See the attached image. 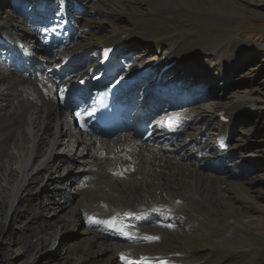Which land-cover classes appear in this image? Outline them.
<instances>
[{"label":"bare ground","instance_id":"obj_1","mask_svg":"<svg viewBox=\"0 0 264 264\" xmlns=\"http://www.w3.org/2000/svg\"><path fill=\"white\" fill-rule=\"evenodd\" d=\"M100 2L108 9L111 23L113 17L120 19L123 13L115 5ZM134 2L144 3L145 12H130L127 27L112 26L107 40L97 39L99 25L75 29L69 21L72 11L79 10L78 0H12L11 9L21 8L20 13L15 11L20 23L14 24L9 12L0 17V251L7 252L0 255V264L14 260L19 264H239L247 259L239 246L227 244L232 239L247 243L249 233L238 225L244 212L239 204L240 214L228 212L225 217L221 206L233 208L238 200L229 194L231 182L249 197L250 188L239 181L241 162L234 167L232 152L223 154V140L251 107L238 112L231 109L222 117L228 123L222 124L215 147L188 137L187 131L200 119L184 116L182 106L162 104V97L155 107L146 104L144 120L153 130L147 141L128 123L123 134L105 136L87 121L91 95L85 94L83 84L100 73V63L107 56L117 66L129 68L126 58L132 51L143 47L157 55L154 65L139 69L145 76L136 72V76L121 75L115 80L118 93L128 97L123 104L128 107L133 91L156 68L155 81L163 69V76L179 66L178 73L185 68L197 71L190 75L192 85L206 77L201 63L206 55L216 58L213 75L224 74L222 69L230 65L226 57L238 41L226 26L200 39L174 16L178 4L195 3L224 21L215 7L203 0ZM43 6L52 11L35 18L31 29L44 44L28 60L19 48L24 39L17 31L26 28L22 13L28 10L37 16ZM122 40L128 48L118 51ZM3 60L7 68H2ZM17 60L20 64H13ZM70 63L72 67L62 71ZM132 77L134 86L122 91ZM80 82L82 86L77 87ZM144 87L141 96L148 86ZM153 88L147 96L158 95L162 86ZM69 92L83 95L84 131L73 129L71 106L62 100ZM166 92L182 95L183 91L170 86ZM140 99L133 102L138 104ZM158 109L163 112L154 118ZM167 128L186 138L177 141ZM64 187L73 189L76 198ZM86 233L92 237L73 239V234ZM185 233L195 238L187 240ZM207 240L222 244L207 247ZM51 251L59 255L49 261Z\"/></svg>","mask_w":264,"mask_h":264},{"label":"rangeland","instance_id":"obj_2","mask_svg":"<svg viewBox=\"0 0 264 264\" xmlns=\"http://www.w3.org/2000/svg\"><path fill=\"white\" fill-rule=\"evenodd\" d=\"M11 1L12 0H0V17H4L5 12H9V15H11L15 21H13V23L17 24L20 23V21L17 20L16 13H20L21 8L16 7V9H11ZM78 1L80 4L79 10L72 11V14L69 15V21L73 23L75 29H82L90 24L99 25L101 28L95 34L99 40L109 39L112 26L118 28L127 27L130 12V14H139L144 13L146 9L144 3H135L134 0H108L116 6L118 12L123 13L120 19L113 17V22H115L111 23L112 17L107 13L108 9H104V7L101 6V0ZM203 2L205 5L209 4L215 7L220 12L221 16H224V21H220L221 19L213 17L207 10L205 11V9L199 7V4L195 3L192 5L178 4V9L174 16L178 17L179 23L184 25L189 31L197 33L200 39H203L207 33L217 30L222 26H226L233 38L238 41V44L229 51L226 57L230 65L222 69L224 74L218 73V75H213V68L217 64L215 57L206 55L205 59L201 60L204 68L202 69L205 71L206 77H201V79L194 81L192 85L195 84L194 89H197L194 93L197 99L186 106L181 105V110H184V116L190 114L200 119L197 124L190 127V130L187 131L189 134L188 137H198V139L207 146L215 147L220 141V130L223 124L222 117L230 112L231 109H235V111L238 112L243 111L246 106L251 107L250 111H247L248 113L243 116L242 120H238L233 124L229 135L223 140L226 149L223 150V154L232 152L233 158L231 161L236 163L234 167H238V163L241 162L239 169H237L240 176L239 181L250 188L249 197H244L239 191V188L231 182L229 185L230 187H228L230 188L229 194L232 198L237 197L238 200L234 202L233 208L221 207L223 208L222 210L224 211L223 214L225 217L228 212L236 215L240 214L239 212L241 209L244 212L243 215L240 216L238 225L249 233L247 243H241L238 239H232L227 243L229 245L239 246L240 250L247 254V259L239 264H264V0H203ZM81 9L84 10L83 13L77 12ZM91 10H98V12L102 14L95 15L90 12ZM15 11L17 12L15 13ZM51 11L52 10H50V12ZM22 15L24 20L23 24L26 28L25 30L17 31L18 34H22L24 39L23 44L19 48L29 60L32 59L31 53H33L34 50L39 53L41 46H43L42 44H44L43 39H39V36L37 37V35L32 32L33 29H31L33 25H36L34 19L42 16H33L28 10L22 13ZM32 16L34 19H32ZM232 16H234V19L229 20L228 18ZM96 27L97 26L94 28ZM82 40L83 39H79L78 42L81 44L83 43ZM40 41L42 44H39ZM136 48L138 49L139 46ZM141 48L142 49H136L137 51H132L131 60L133 63L130 57L126 58L128 59L126 60L127 64L131 65L129 67L131 70L126 68L122 73L129 75L139 72V69L142 67L155 64L158 60L156 59L157 55L154 52L143 49V47ZM27 52L28 54H26ZM7 64L6 61L2 63V68H7ZM89 64L91 63L83 62L84 66ZM180 67L181 66L176 67L171 73L165 76L166 78L164 77L166 80L165 83L169 84L165 85V83L162 82V80H164L163 78L157 85L168 89L170 86L176 85L177 82L184 81L182 82L184 85L182 89L184 93L182 92V95L191 93V97H193L192 92L194 90H191L190 87H192L191 83L194 77H190V75L192 74L194 76L198 74V72L189 71L185 68L178 73ZM202 69L200 70L201 72L203 71ZM132 70L135 71L131 72ZM156 71L157 68L151 75L153 76ZM206 73L209 74L206 75ZM139 75L145 76L146 73L141 71ZM175 76L178 77V79H175ZM186 78H190V81ZM147 79L149 78H146L145 82L142 83H145L144 85L149 87L151 86L150 84L155 81V78L146 83ZM175 87L176 86H174V88ZM159 89L161 91V88H158V90ZM198 91L202 94L200 95L201 97L197 95L200 94ZM174 98V96H171V99L168 100L169 104H176L177 106L182 104L178 100V96H176L175 101H172ZM156 111L159 112L158 116L163 112L162 109ZM221 112L224 113L219 117L218 113ZM184 132H186V130ZM179 137L180 139H184L186 135L180 134ZM179 137L176 139L177 141ZM212 164L215 165L214 162ZM51 171L53 172L52 169L50 172ZM252 179H258L261 182L250 185L248 181ZM63 189L67 191L68 195H72L76 198L73 189L65 187ZM242 199L244 200L242 201ZM239 204L240 210L237 209ZM207 214H209L208 211ZM213 216L215 217V215ZM184 235L187 240L195 238V235H191V233H185ZM73 237V239L76 240L79 237L89 239L92 236L86 233L81 236L78 235V237L73 234ZM207 241L205 242L207 247L222 244L215 240ZM6 253L5 250L0 251V255ZM9 253L11 254L12 252L10 251ZM58 255V252L51 251L48 260L52 261L57 259ZM18 261L19 260H14L6 264H19Z\"/></svg>","mask_w":264,"mask_h":264},{"label":"snow or ice","instance_id":"obj_3","mask_svg":"<svg viewBox=\"0 0 264 264\" xmlns=\"http://www.w3.org/2000/svg\"><path fill=\"white\" fill-rule=\"evenodd\" d=\"M147 239H157V237H147Z\"/></svg>","mask_w":264,"mask_h":264}]
</instances>
